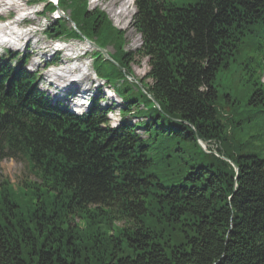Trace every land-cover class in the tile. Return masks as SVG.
Instances as JSON below:
<instances>
[{
	"label": "trees",
	"instance_id": "16d2710c",
	"mask_svg": "<svg viewBox=\"0 0 264 264\" xmlns=\"http://www.w3.org/2000/svg\"><path fill=\"white\" fill-rule=\"evenodd\" d=\"M59 3L77 30L57 20L46 35L113 44L109 74L97 52L94 72L139 120L111 126L95 98L71 112L39 89L27 55L0 57V161L24 158L38 179L0 176V264H264V158L234 137L264 119V0H134L136 51L88 0ZM136 56L149 69L134 92ZM238 59L252 76L242 101L217 83Z\"/></svg>",
	"mask_w": 264,
	"mask_h": 264
},
{
	"label": "rangeland",
	"instance_id": "374dc122",
	"mask_svg": "<svg viewBox=\"0 0 264 264\" xmlns=\"http://www.w3.org/2000/svg\"><path fill=\"white\" fill-rule=\"evenodd\" d=\"M15 1H18L21 4L20 7L25 9L24 10L25 13H29V15L27 16L24 15L27 19H25L22 22H19L20 23L19 27L21 29L26 27L25 28L26 30L35 27L37 28V31L35 32V35L27 42L25 41L26 39L18 38L17 43L19 44L20 43L19 41H22L21 42L22 47H20V44L18 46L12 44L8 45L11 48L7 46H0V56L6 55L7 51L16 52L19 56L23 54L27 55L28 61L25 67L30 72L37 71L38 78L36 84L38 85L39 89L45 91L46 94L50 96L51 100H54L55 102H60L63 105L68 106L69 110L73 112L76 113L85 112L87 110L86 105L91 101V99L95 98L101 106L105 108H109L107 119L111 126L118 125L119 122L123 119L124 121H127L129 123H135L139 120L135 118L132 114H126L125 117L122 118V114H120L119 109L124 107L125 105L123 104L122 99L119 95L112 93L111 89L113 87L111 84L109 83L104 84L95 76L94 69L92 67V57H91L92 49L90 45L82 43V41L79 39L73 40V39H68L66 37H62L60 42H58L55 39H50L49 37H46L43 30L50 23L51 15L49 13L38 16L33 14V11L40 10L42 4L39 3L38 0H34L32 2H28V0H15ZM91 1L92 0H88L89 9L98 8L101 11L105 12L108 18L110 19V21L112 22L113 26L123 31L124 41H125L124 50L136 51L137 49L140 48L142 42L141 37L132 26V18L135 13V7L129 25L126 28H122L120 27L121 23L116 25L113 22V19L107 13V11L102 8L104 3L107 2L108 0H101L98 2V4H92ZM170 1H172L174 4L177 5L193 3V0H170ZM115 5H118V3H116ZM72 8L73 6H70V9ZM64 11L66 15L69 13V9L67 7H64ZM20 14L17 13L16 9H11L10 11H8L4 9L3 6L0 5V20L9 19L12 22L14 17ZM23 17H21V19ZM63 19L69 26L70 22L67 21L65 15ZM127 19L128 18H126V20ZM28 23L30 24L28 25ZM13 30L15 29L13 28ZM20 32H24V31H20ZM99 44L102 43L99 42ZM57 45H62V46L73 45L76 46L78 49L81 46L86 50H88L83 55H82L83 50L76 51L75 53L78 55L77 58L78 62L80 64L84 63L85 67L87 68L86 73L88 74L89 72L88 75L85 73L87 75L86 81L84 80L83 83L77 84L76 87L78 92H82L83 95L86 94V92L88 93V96L86 98L80 97L79 99L76 100H72V101L68 100L66 99L68 97L64 95L65 91L62 90V87H67L69 86V84L66 86L63 85L61 87L60 84L62 82H60L59 80L50 83L51 76L48 70L56 66H62L65 61L63 49H59V50L50 49V46L56 47ZM104 49L106 54H109L111 57L115 58L114 50L116 48H114L113 44H107ZM54 53H56V56L54 58L55 61H52L54 65L50 66L49 65L50 63L48 61H50ZM33 59L38 60V64H33L32 62ZM109 59L107 58V60ZM135 59H138L137 60L138 62L131 63V70L136 80H139L146 74V72L149 69V66L146 57L138 58V56H136ZM70 61L71 60H68L67 63L68 62L70 63ZM110 61L112 60L110 59L109 61L103 64L96 62L94 67L96 69H99L103 73L109 74V72L111 71ZM242 66H243V61L241 59L232 62L231 69L225 71L217 82L218 88L221 91L231 90L235 92L237 94L236 97H238L240 101L244 99V97L241 96L240 93L246 90L247 85L251 84V79H252V76H249V71L246 68H242ZM74 74H75L74 72L70 73L68 74V77H71ZM129 80H131V78L126 79L127 82L125 83V85L129 84L132 91L136 92V87L132 85ZM262 80L264 81V72L262 74ZM145 82L151 83V79L146 78ZM97 85H99L98 89H96ZM85 86H89L90 91L89 89L88 91L84 89ZM72 102L78 104L82 103V106H80L79 109H75L73 105L70 104ZM137 132L140 133L141 135H144L142 130H137ZM234 137L237 142L244 143V146L241 149L243 152L252 153L260 158H264V119H243L241 124L236 125V127L234 128ZM0 176L2 178L3 177L7 178L14 187L23 186L25 183H29L32 181L36 182L38 180L34 175V173L28 168L27 162L24 158L2 159L0 161ZM108 216L109 214H103L97 217V220H99L98 221L99 225L105 231L107 230V225L105 223L107 221ZM76 221L78 220L76 219ZM82 222H84V219L82 220ZM114 223L118 225L122 224L121 221H117V222L114 221ZM64 225L67 226L66 223Z\"/></svg>",
	"mask_w": 264,
	"mask_h": 264
},
{
	"label": "bare ground",
	"instance_id": "6f19581e",
	"mask_svg": "<svg viewBox=\"0 0 264 264\" xmlns=\"http://www.w3.org/2000/svg\"><path fill=\"white\" fill-rule=\"evenodd\" d=\"M99 1L101 0H92L91 3L98 4ZM116 3H118V5H115ZM0 5L3 6V8L8 11H10L11 9H16L18 14L22 13L14 17L12 22L9 19L0 20V46L10 47L8 46L10 44L15 45V46H18L20 44V47H22V44H21L22 41H19L20 42L19 44L17 43L18 38L26 39L25 41L27 42L35 35L37 28L33 27L30 29L24 30V32H20L22 30H20L21 28L19 27V24H20L19 22H22L23 20L27 19L24 15L27 16L29 15V13H25L24 11L25 9L20 7L21 4L18 1L0 0ZM102 8L107 11V13L113 19V22L116 25L121 23L120 27L122 28H126L129 25L132 14L134 13L133 0H108L107 2L104 3ZM33 14H34V11H33ZM21 17L23 18L21 19ZM126 18L128 19L126 20ZM13 28L15 30H13ZM50 49L51 50L63 49L64 59H65L64 64L62 66H56L48 70L51 76L50 83L59 80L60 82H62L60 84L61 87L63 85L66 86L69 84V86L65 88H68V87L71 88L73 84H80V83H83L84 80L86 81L87 75L89 74V72L88 74L86 73L87 68L85 67L84 63L80 64L78 62V59H77L78 55L75 54L76 51H79V50L84 51L85 48L80 46L78 49L76 46H73V45H66V46L57 45L56 47L50 46ZM68 60H71L70 63L69 62L67 63ZM32 62L33 64H38V60L33 59ZM73 72L75 74L72 75L71 77H68V74L73 73ZM84 89H86L87 91L89 89L90 91L89 86H85ZM87 96H88V93L86 92V94H84L82 97L86 98ZM80 106H82V103L81 104L79 103L73 107L75 109H79Z\"/></svg>",
	"mask_w": 264,
	"mask_h": 264
}]
</instances>
